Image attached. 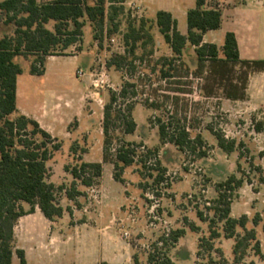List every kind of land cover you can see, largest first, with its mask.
<instances>
[{"label": "trees", "instance_id": "obj_1", "mask_svg": "<svg viewBox=\"0 0 264 264\" xmlns=\"http://www.w3.org/2000/svg\"><path fill=\"white\" fill-rule=\"evenodd\" d=\"M126 1L52 0L38 3L37 0H4L0 2V13L4 16V24L13 28L10 36L0 37V264H12L13 254L17 256L18 264H26L23 252L14 250L13 245L12 230L19 217L33 213L37 207L48 220L60 218L64 210L59 205L58 194L64 192L67 199L74 200L80 195L76 191L77 182L86 188L97 184L104 163L113 166L114 180L123 182L121 179L123 170L135 163L140 144L118 140L113 155L110 154L113 144L112 133L115 130L120 129L122 135H132L136 130V123L132 117L136 92L128 93L130 88H135L133 84L124 83L119 92L110 91L109 100L102 110L104 136L102 163L81 162L79 166H74L70 170L66 167L65 171H69L73 179L69 189L46 181L47 162L53 152L60 149V143L43 131L32 119L24 116L9 118L16 111V80L22 74V69L14 59L34 56L29 73L33 76H42L47 57L60 56L59 54L69 47L81 42L85 22H88L92 29L93 40H100L105 23L113 22L110 12L116 15L123 12ZM205 2L206 0H195V7L187 12L186 35L180 34L177 30V21L170 13L164 11L157 12L153 22L140 19L137 25L128 23L126 33L122 35L124 54L113 55L106 66H113L118 71H122L126 66L133 71L135 61H143L144 56H152V49L143 52L140 57H137L136 51L156 45L152 34L151 24H153L171 52L170 57H161L155 63V66L159 67V78L163 82H168L169 86H174L173 89H155L153 92L162 91L163 100H169L175 108L181 102L180 96L191 94L189 89H184L188 83H183L181 80L194 78L203 81L202 84H198L197 89L205 99L245 100L247 78L253 73H264V60H241L235 35L231 32L225 34L221 48L214 44L203 43V35L208 31L218 30L221 25V13L216 5L213 9H205ZM50 22L53 23L51 30L46 28ZM186 46L193 47L195 66L192 70L183 61V51ZM128 97L132 99L131 102L120 103L117 106L120 101L127 102ZM164 105V102H152L150 99L143 101L145 108L153 111L161 110L168 116L170 113L163 109ZM153 119L157 122L160 144L169 143L179 152L190 151L193 154L196 145L203 146L204 141L200 135L190 139L188 128L184 125L179 127V121L173 126L170 121L172 117ZM208 130L223 153L229 154L235 150L234 140L227 139L223 133L215 132L212 128ZM75 150L76 147L72 146V151ZM205 155V151L198 152L200 158ZM149 158H152L155 167L157 166L153 169L156 171L154 182L161 183L166 170L161 167L157 158V149H144V155L138 162L145 168V164L151 161ZM243 182L242 178L230 175L225 181L217 183L214 187L217 197L209 203L213 212L212 218H204L200 211L196 213L200 221L208 222L209 238L201 241H205L209 250H212V242L220 237L214 225L216 222L222 223L224 238L234 240L232 254L235 263L243 259L249 242H254L252 246L254 254L256 256L261 254L254 229H245L246 217L242 216L239 219L230 217L233 192L240 188ZM23 205L28 206L26 211H23ZM252 223L254 226L257 224L256 220ZM189 228L192 231L196 230L193 225H189ZM236 228L242 229L244 232L242 237L237 236ZM183 235L184 230L177 229L170 231L165 238H160L154 245V251L148 255L147 264H174L158 246L161 244L163 248L172 247Z\"/></svg>", "mask_w": 264, "mask_h": 264}, {"label": "rangeland", "instance_id": "obj_2", "mask_svg": "<svg viewBox=\"0 0 264 264\" xmlns=\"http://www.w3.org/2000/svg\"><path fill=\"white\" fill-rule=\"evenodd\" d=\"M209 3L212 6L216 5L215 1H209ZM110 15L113 22L105 23L100 40H93V34L90 33L89 25L86 24L83 28L81 42L59 54L60 57L45 64V77H32L28 71L22 73L21 79L28 81L36 79L39 96L48 91L73 92L75 86L82 88L85 78H79L77 71L80 70L88 80L83 87L86 100L82 108L92 116L91 122L83 121L82 124L86 130H89L83 138L84 144L77 145L75 151H72L73 145L70 144L69 146L65 145L60 153L53 152L51 159L47 162V178L59 183L57 185H63L69 189L71 183L63 180L66 179L65 174H68L71 179L72 177L65 169L67 167L70 170L74 166L80 165V157L87 151L84 147L90 144L89 148L93 159L102 155L103 106L109 100L110 91L119 92L124 83L133 84L135 88H130L128 93L136 92L132 116L137 128L132 135H122L120 129L115 130L112 133L113 144L110 154L113 155V149L118 144V140L141 145L137 151L135 163L129 166L126 172L128 179L136 172L140 175V183L134 185V188L139 189L140 192L136 194L134 188L125 192L124 203L120 205L125 217V226L118 231L119 236L129 243L136 257H145L144 262L136 264H147V257L154 251L156 242L162 237L165 238L170 231L182 228L185 230V235L180 244L176 246V243L172 247L164 248L161 244L158 246L161 248L160 251L167 255L174 264H264V255L256 256L252 250L254 242H249L243 259L239 263H235L232 254L234 240L223 243L222 223L216 222L214 225V229L219 232L220 237L212 242V250L207 249L205 241H201V239L209 238L208 222L200 221L196 214L197 211H200L204 218H212L213 212L210 210L211 204L209 203L217 197L215 185L225 181L230 175L242 178L244 182L240 188L233 192L231 204L234 203V211L239 215V218L246 217L245 229H254L256 239L260 244V253H262L261 250L264 251V117L259 116V113L239 117L236 112L240 109L234 105L222 104L217 98H203L197 89L198 84H202L203 81L194 78L181 80L183 83H188L184 89H189L191 94L180 96L181 102L177 107L174 108L169 100L164 101L162 91L153 92L155 89L168 90L174 87L173 85L169 86L168 82L161 81L158 74L159 67L155 66L161 57H170L168 47L163 42H161V46L156 44L154 47L147 46L144 50L138 49L137 57L151 49L153 55L144 56L143 61H135L133 71L126 66L122 71L116 70L113 66L107 67L106 63L113 55L124 54L122 35L126 33L128 23L137 25L140 20L136 15H133L131 9L124 8L123 12H119L117 15L110 12ZM176 20L178 31L184 34L186 17L177 16ZM151 27H153L154 42L162 41L153 24ZM81 53L86 60L90 61V65L86 69L82 64V57L79 59L68 57ZM188 53L186 52V56H183V61L190 66L194 56L191 51V54ZM14 61L22 68L26 67L23 59ZM190 69L192 70V68ZM97 93L99 97H93V94ZM78 99L79 97L72 98L71 102L74 103ZM145 99L158 103L164 102L163 109L171 115L167 116L161 110L153 111L145 108L143 106ZM126 101L118 102L117 106L120 103L127 104L132 99L128 97ZM78 103L77 108H79ZM156 117L162 119L172 117L173 119L170 121L173 126L177 125V121H179V127L184 125L188 128L190 139L200 135L204 141L203 146L196 145V151L193 154L190 151L179 152L174 145L169 143L160 144L157 122L153 119ZM184 118H186L185 121ZM77 126L78 123L71 120L67 130H73ZM209 128L215 132L223 133L227 139L234 140L236 142L235 150L229 154L223 153L217 147L216 140L208 130ZM35 139L39 140L38 137ZM56 142L60 143V147L62 146L57 139ZM142 146L144 149H157V158L161 167L166 170L161 183L154 182L156 171L153 169H156L157 166L155 167L156 164L154 165L152 158H149L151 161L145 164V168L138 162L144 155ZM199 151H205L206 155L200 158ZM68 155L71 157L69 160H67ZM64 162L66 164L62 166ZM111 172H114L113 167ZM124 182H122L123 185H125ZM251 192L258 193L254 196V200ZM63 194L64 192L58 194L59 203L64 198ZM239 196L245 197V201H242L244 204L240 203L243 204L242 206H239ZM27 209L28 206L23 205V211ZM243 212H247V214L244 215ZM115 215L112 213L110 216ZM254 220L257 222L256 226L252 223ZM126 223H129L130 226H127ZM189 225H197L198 228L192 231ZM236 233L239 237L244 235L240 228H236ZM156 255L158 256L157 253ZM158 263H160V258Z\"/></svg>", "mask_w": 264, "mask_h": 264}, {"label": "crops", "instance_id": "obj_3", "mask_svg": "<svg viewBox=\"0 0 264 264\" xmlns=\"http://www.w3.org/2000/svg\"><path fill=\"white\" fill-rule=\"evenodd\" d=\"M2 1L4 0H0V2ZM50 1L52 0H37L38 3ZM209 1L216 2V7L221 13V25L218 30L206 32L202 37L203 43L214 44L221 48L225 34L231 32L235 35L241 60H264V0H255L254 2L251 0H206L205 9L215 8ZM123 6L125 9H131L133 15L138 18L153 22L159 11L170 13L175 20L177 16L186 17L187 12L195 7V0H127ZM86 24L89 25L88 22H85ZM52 26L53 23L50 22L46 28L51 30ZM89 30L91 33L90 25ZM12 31V26L4 24V16L0 13V37L10 36ZM186 33L187 25L185 33L180 34L186 35ZM161 42L163 39L162 41L157 40V46H161ZM168 51L170 52L169 48ZM190 51L194 56L193 47L189 46L185 47L183 56H186V52L191 54ZM58 57L60 56L46 58L42 76H33L29 73L34 56L16 57L14 60L23 59L26 67L22 68L18 64L22 73L28 71L32 77L39 78L46 75L45 64ZM68 57L76 59L82 57L85 69L90 65V61L86 60L83 53ZM192 60L188 66L193 69L195 58ZM21 76L22 74L16 80V111L9 118L24 116L34 120L43 131L61 142L62 146L56 153H60L65 145L71 144L75 147L83 145V138L89 130H86L82 124L83 121L91 122L92 116L82 108L86 100L83 87L88 82L87 78L82 74L79 78H85L83 86L82 88L75 86L73 92L48 91L39 96L36 79L28 81L21 79ZM245 94L246 99L243 101H230L221 98H217V100L222 104L230 103L239 108L240 110L236 112L239 117H246L247 114L253 113H259V116L264 117V73H253L248 76ZM98 95V93L93 94V97H99ZM77 97H79L77 101L71 102L72 98ZM77 103L80 109L77 108ZM71 120L77 122L78 126L68 131L67 127ZM89 145L84 147L87 151L80 157L79 162L102 163V155L96 159L91 157ZM70 158L68 155L67 160ZM65 164L64 162L62 166ZM112 167L111 164H102L101 177L97 184L91 187L86 188L77 182L76 191L80 195L74 200L67 199L63 194L64 198L59 205L64 211L60 218L48 220L36 207L33 213L17 219L12 230L13 245L14 250L23 252L26 264H136L144 262L145 257H136L129 243L125 242L118 233L125 226L124 213L120 207L124 203L125 192L132 190L135 184H139L141 177L136 172L128 179L126 172L129 167L125 168L121 177L125 181V186L122 182L114 180L111 172ZM65 176L66 179L63 181L69 183L73 181L68 174ZM46 181L56 186L59 184L49 178ZM134 189L136 194H139V189ZM251 193L254 200V196L258 193ZM239 201V206H242L245 197L239 196ZM112 213L116 215L111 217ZM243 214L246 215L247 212H243ZM230 217L239 218V215L235 214L234 203L230 206ZM126 224L130 226L129 223ZM196 226L195 228H198ZM182 230L184 229L182 228ZM183 236L179 238L176 246L183 240ZM230 240L232 239L224 238L222 241L226 243ZM261 252L264 255V251L261 250ZM12 264H18L15 254L12 256Z\"/></svg>", "mask_w": 264, "mask_h": 264}, {"label": "built area", "instance_id": "obj_4", "mask_svg": "<svg viewBox=\"0 0 264 264\" xmlns=\"http://www.w3.org/2000/svg\"><path fill=\"white\" fill-rule=\"evenodd\" d=\"M77 74H78V76H82V71H78ZM95 86H97V85H95Z\"/></svg>", "mask_w": 264, "mask_h": 264}]
</instances>
